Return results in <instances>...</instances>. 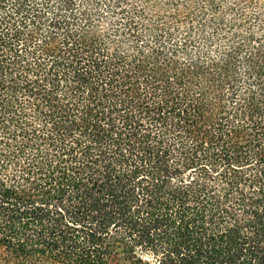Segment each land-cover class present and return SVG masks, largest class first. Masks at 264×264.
Returning a JSON list of instances; mask_svg holds the SVG:
<instances>
[{"label":"trees","instance_id":"trees-1","mask_svg":"<svg viewBox=\"0 0 264 264\" xmlns=\"http://www.w3.org/2000/svg\"><path fill=\"white\" fill-rule=\"evenodd\" d=\"M0 264H264V0H0Z\"/></svg>","mask_w":264,"mask_h":264}]
</instances>
